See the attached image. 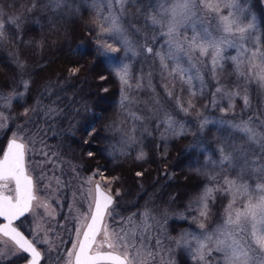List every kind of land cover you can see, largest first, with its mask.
I'll use <instances>...</instances> for the list:
<instances>
[{
	"label": "snow or ice",
	"instance_id": "1",
	"mask_svg": "<svg viewBox=\"0 0 264 264\" xmlns=\"http://www.w3.org/2000/svg\"><path fill=\"white\" fill-rule=\"evenodd\" d=\"M135 3L137 0H93L92 5L97 8L98 4H106L108 9L107 14L103 9L96 11L97 20L94 23L97 39L111 40L120 46L118 49L111 43H97V54L112 61V71L121 84L120 107L125 109L133 103L128 95L133 87L131 61L144 56L146 61L152 59L154 64L158 61L165 94L176 104V108L169 111L159 98L155 100L153 115L159 121L157 127H164L162 140L170 136L183 137L192 132L193 140L188 147L206 151L204 134L210 125H226L230 129L227 136L220 135L215 151L205 160V168L210 164L211 171L195 169L197 174L207 177L213 185L194 195L186 209L195 213L193 220H199L200 231L183 232L175 243L177 247L187 250L196 264H264V125L258 131L253 126V118L238 123L222 119L214 121L198 110L195 102L198 95H204L208 87L206 76L211 73V78L218 85L212 93L213 105L226 100L229 102L228 108L221 110L226 112L232 109L234 106L231 102L241 96L243 88L244 106L250 107L246 86L237 83L229 88L221 82L224 65L229 60L238 81L242 79L248 84L255 82L264 88V47H261L259 38L255 41L252 39L255 35V18L250 16L246 7H240L237 0H158L155 6L150 5L151 10L144 16L143 27L130 26L135 33L145 34L141 44L130 38L129 29L122 22L127 14L125 6ZM63 5L64 0H47V7L54 11ZM36 6L37 0H32L27 12L33 11ZM115 7L119 8L118 12L113 10ZM224 9L228 10L227 14H224ZM137 11L143 14L142 10ZM5 15V10L0 7V39L4 38ZM7 22L20 29L23 13L12 15ZM149 29L151 36L147 35ZM157 37L163 38L159 48L156 47ZM120 49L125 54L123 59L114 55ZM229 49H234L237 54L227 55ZM16 66L23 77L24 62L17 60ZM79 71L78 67L71 68L70 76H75ZM152 75V71L145 75L141 70L135 86L144 87L142 82L147 81L146 86L152 88ZM30 82L21 79L20 84L25 91ZM177 88L180 94H177ZM185 91L188 93L186 102L183 100ZM23 95V92L16 90L8 95L0 92V131L8 129V121L14 119L10 114L6 115L4 109H10L13 100ZM41 110L46 121L60 114L56 107L42 105L39 101L33 107L25 108L22 113L26 118L24 123L16 125L0 156V218L5 221L0 223V257L9 252L12 255L24 254L26 264H40L42 253L37 249L38 243L51 245L47 235L42 240L29 239L14 225V221L26 213L35 212L41 217L52 215L47 202V191L52 184H42L46 177L31 174L30 165L26 162V155L33 151L32 146L40 131L37 129V132L30 133V127H36L35 120L41 116ZM192 112H195V121L177 118L179 113L188 116ZM160 113H163L162 117ZM128 115L133 122L143 120L134 112ZM136 131L133 127L132 134L122 136L120 143L125 147L137 143ZM233 133L240 134L242 143L230 140ZM120 154L127 153L122 148ZM217 154L218 158L213 159ZM43 155L51 160L48 153ZM145 158L143 151L136 156L137 160ZM232 173L235 175L231 176ZM97 175L98 171L84 181L89 185L86 193L88 212L77 221L79 226L75 228L76 239L72 247L64 250L66 255L63 256L57 250L56 260L63 264H141L147 258H154L155 253L146 244L151 232L149 221L154 217L146 209L139 213L142 217L139 222L135 219L137 213L117 219L118 213L113 205L120 190L116 189L113 195L111 185L119 177L105 178V189L99 181L94 183ZM136 175L142 176L143 173L137 172ZM219 176H223V184L219 183ZM250 180L256 181L254 188L250 187ZM56 182L61 183L59 178ZM214 193L228 194L232 199L224 210L222 222L206 228V223L212 217ZM238 196L247 198L241 201L239 207L236 206ZM41 208L45 210L43 214L36 211ZM179 215L181 219L184 218L183 214ZM160 243L156 241L157 246ZM53 250L50 247L47 252ZM213 253L220 255L214 256Z\"/></svg>",
	"mask_w": 264,
	"mask_h": 264
},
{
	"label": "trees",
	"instance_id": "2",
	"mask_svg": "<svg viewBox=\"0 0 264 264\" xmlns=\"http://www.w3.org/2000/svg\"><path fill=\"white\" fill-rule=\"evenodd\" d=\"M237 1L254 13L264 46V0ZM31 4L32 0H0V7L6 13L3 17L4 38L0 39V92L6 95L13 90L24 93L23 97L13 100L10 109H4L5 114H10L14 119L8 121V129L0 131V150L16 125L24 123L26 118L22 113L25 108L33 107L38 101L42 105L54 106L60 110V114L46 121L41 110V116L35 120L36 127H30V133L40 129L37 139L55 149L61 159L67 160L81 174L98 171L103 181L105 178L119 177L111 185L113 195L116 189L120 190L113 205L118 215L141 209L156 215L167 213L166 233L172 236L183 228L193 226L190 219L192 212L186 210L188 202L206 186H213L207 177L197 174L195 169L211 171L210 164L205 168V160L215 151L220 135L227 136L230 129L226 125H210L204 134L206 151L188 147L193 140L192 132L183 137L170 136L162 140L164 127H157L159 121L153 115L155 100L159 98L169 111L175 109L176 104L165 94L158 62L154 64L152 59L146 61L144 56L134 60L133 87L128 92L133 103L122 109L119 103L121 84L105 57L97 54L99 40L94 23L97 17L88 3L64 0V5L54 11L47 7V0H37L36 8L27 12ZM125 7L127 14L122 21L127 23L130 38L142 44L145 34L135 33L130 26L143 27L144 16L151 8L147 0H137V3ZM138 9L143 14H139ZM21 13L23 23L20 29L7 22L12 15ZM17 60L25 64L23 77L19 75ZM74 67L80 71L70 76V69ZM141 70L145 75L152 71V88L146 86L147 81L142 82L144 87L135 86ZM208 78L206 76V80ZM21 79L31 81L27 91L20 84ZM221 82L229 88L237 83L246 86L250 107L244 106L243 88L241 96L231 102L234 106L232 109L226 112L221 110L228 108L226 100L213 105L212 93L218 85L216 80L210 78L206 81L208 87L204 95L195 98L198 110L214 121L222 119L238 123L253 118V126L259 131L264 125V88L255 82L248 84L242 79L238 81L230 60L224 65ZM177 94H180L179 88ZM187 99L188 93L185 91L183 100L186 102ZM129 112L142 116L143 120L133 122ZM160 115L162 117L163 113ZM177 118L195 121L196 115L195 112L188 116L179 113ZM133 127L137 129L134 133L137 143L125 147L120 139L132 134ZM90 132L93 134L89 135ZM230 140L242 143L239 133H233ZM122 148L126 155L120 154ZM141 151L146 158L137 160L136 156ZM217 157L218 154L212 158ZM137 172L143 175L137 176ZM218 179L223 184V176ZM255 182L250 180V187L254 188ZM213 196L212 217L206 223L207 227L220 221L227 203V194L214 193ZM179 214H183L184 218L181 219ZM172 253L175 264H195L182 247L175 245Z\"/></svg>",
	"mask_w": 264,
	"mask_h": 264
},
{
	"label": "rangeland",
	"instance_id": "3",
	"mask_svg": "<svg viewBox=\"0 0 264 264\" xmlns=\"http://www.w3.org/2000/svg\"><path fill=\"white\" fill-rule=\"evenodd\" d=\"M83 1L88 3V5L90 6V9L93 11V13H96V11H98L100 9L104 10V14H107V12H108L106 4H98L97 8H93V6H92L93 0H83ZM147 2L149 4V6L150 5L155 6L157 4L158 0H147ZM237 3L240 5V7H246L245 4L240 3V1L239 2L237 1ZM113 10L118 12L119 8L115 7ZM248 10H249L250 16L255 18V26H256L255 27V35L252 37V39H253V41H255L257 38H259V40H260V36H259L258 28H257V23H256V21H257L256 17L250 9H248ZM227 11H228L227 9H224L223 10L224 14H227ZM124 24L126 27L127 23L125 21H124ZM147 34H149L151 36L152 32L148 31ZM157 40H158V43L156 44V47L159 48L160 45L163 43V38L157 37ZM260 42H261V40H260ZM99 43H111L113 45V47H116L118 49L120 48L119 45L115 44L111 40L105 41L104 39H101V40H99ZM261 47H264L262 45V43H261ZM226 54L229 56H234L237 53L234 49H229ZM114 55L123 59L125 54H124L123 49H120ZM106 61L111 66L112 61L107 60V59H106ZM125 62H128V61H125ZM133 62H134V60L131 61L132 66H133ZM207 76L209 77L208 79H210L211 73H208ZM227 103H229V102L227 101ZM15 130L16 129H14L12 131H15ZM12 131L8 134V136H11ZM32 148H33V151H31L28 155H26V162L30 165L31 174H33L34 176H37V177H39L43 174L46 177L42 181V184H48V183L52 184V188L47 191V196H48L47 202L49 204L48 211L52 212V215L51 216L43 215L41 217L40 215H36L35 212H32V213H28L29 215H28L27 219L29 221L31 220L34 223V225L36 223L37 226L39 228H41L40 229L41 231H42V229H44L46 227V224H48L46 228H48V226L53 227L55 225H59L60 223L63 226L65 225L66 228L63 227L64 236L60 239V241H58V245H63L65 243L66 239L69 238L68 239V248H66V249H70L72 247V242L76 239L75 228L79 226L77 221L80 218H82L84 213L88 212V202L86 200V193H87V190L89 188V185H87L84 181L87 179V177L92 175L94 172L88 173V174H81L77 170L73 169L71 167L72 165L67 160L61 159L56 154V151H54L55 149L52 150L46 142L41 141V139H37V137H36V142L32 146ZM45 152L48 153V155L51 157V160H48L43 155V153H45ZM53 153H55L54 156L52 155ZM63 166L65 167V169L63 168ZM57 178H59L61 183L58 184L56 182ZM103 179L104 178L97 175L95 177L94 181H99L102 184V186H104L106 189L107 186L104 184ZM82 193H83V195H82ZM250 194H252V193H250ZM41 199L42 200L44 199L43 195L41 196ZM231 199H232V196L227 194L226 206L228 205V203ZM246 199H247L246 197H239L238 196L236 206L239 207L241 205V201H245ZM226 206H225V208H226ZM225 208H224V210H225ZM224 210L222 212V216H221L220 221L214 223L213 225H211V227H215V225L217 223L222 222V220L224 218V214H225ZM36 211L43 214L45 210L43 208H41V209H38ZM142 212H144L143 209L135 211V212L127 213V214L123 215V217L126 218V217L130 216L132 213H137V216L135 219L137 222H139L142 219V217L139 215V213H142ZM166 215H167V213H164L162 215L151 214V216L154 217V219L149 221V223L151 224V232L149 234L150 238L146 241V244L150 249L153 250L155 255H154V258H147V259L143 260L141 262V264H175L172 252H173L174 247L176 245V243H175L176 238H178L180 236V234L183 232H199L200 231V229L198 227L199 220H193V216L195 215V213L192 212L190 219L193 222V226L183 228L182 231L178 232L177 234H175L173 236L168 235L166 233V228H165V221H166L165 217H166ZM120 216H122V215H118L117 219H119ZM211 227L206 226V228H211ZM32 229H33V227H32ZM39 231L37 233L38 235L36 234L38 239L42 240L47 235V237L51 241V245L44 244L46 249L48 250L50 247L54 248L56 246V243L52 242L51 237H55L57 235H48L45 233V231H42V232H39ZM30 234L33 235L34 232L32 231ZM69 236H71V237H69ZM189 239H191V238L189 237ZM157 240H159L161 242L159 246L156 245ZM61 249H62V256L66 255V253L64 251L66 249L63 246L60 247L59 251H61ZM186 252L188 253L190 258L192 259L191 254L187 250H186ZM213 255L219 256L220 254L219 253H213ZM60 262H61V264H63L62 261H60ZM195 264H196V262H195Z\"/></svg>",
	"mask_w": 264,
	"mask_h": 264
},
{
	"label": "flooded vegetation",
	"instance_id": "4",
	"mask_svg": "<svg viewBox=\"0 0 264 264\" xmlns=\"http://www.w3.org/2000/svg\"><path fill=\"white\" fill-rule=\"evenodd\" d=\"M28 213H26L23 217H20L18 220L14 221V225L17 226L26 236V238L29 239H36V234L38 233L37 229L39 228L37 224L27 219ZM5 221L3 218H0V223H4ZM48 224H46L47 227ZM33 227V229H32ZM42 229V231H45L48 235H57L55 237H51L52 242L56 243V246L53 248L54 250L51 252H47V249L44 244H37V249L41 251L42 258L40 261V264H61V262H58L56 260L57 256V250L60 249L61 246H63L65 249L68 248V239H66L65 243L63 245H58V241L64 236L63 227L66 228V226L62 225L61 223L59 225H55L53 227L48 226V228ZM51 227V228H50ZM41 228H39L40 230ZM34 232L33 235H31V232ZM41 230L39 232H42ZM38 235V234H37ZM71 237V236H69ZM47 253V254H46ZM59 254L62 256V249L59 251ZM26 261L24 259V254L21 255H12L10 252L9 254L0 257V264H25Z\"/></svg>",
	"mask_w": 264,
	"mask_h": 264
},
{
	"label": "water",
	"instance_id": "5",
	"mask_svg": "<svg viewBox=\"0 0 264 264\" xmlns=\"http://www.w3.org/2000/svg\"><path fill=\"white\" fill-rule=\"evenodd\" d=\"M10 137H11V136L7 137V139H6V141H5V144H4L3 148H2V151H1V153H0V156H2L3 149L6 148V146H7V142H8V139H9ZM94 183H95V181H94ZM93 192H94V186H93ZM25 264H26V263H25Z\"/></svg>",
	"mask_w": 264,
	"mask_h": 264
}]
</instances>
